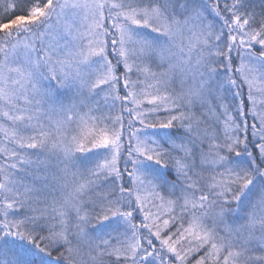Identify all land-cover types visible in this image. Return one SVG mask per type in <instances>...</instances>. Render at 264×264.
I'll return each instance as SVG.
<instances>
[{
  "label": "snow or ice",
  "instance_id": "snow-or-ice-1",
  "mask_svg": "<svg viewBox=\"0 0 264 264\" xmlns=\"http://www.w3.org/2000/svg\"><path fill=\"white\" fill-rule=\"evenodd\" d=\"M0 264H264V0H0Z\"/></svg>",
  "mask_w": 264,
  "mask_h": 264
}]
</instances>
